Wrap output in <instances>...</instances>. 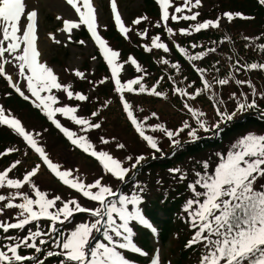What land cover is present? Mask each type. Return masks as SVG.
<instances>
[{"label": "snow or ice", "instance_id": "snow-or-ice-1", "mask_svg": "<svg viewBox=\"0 0 264 264\" xmlns=\"http://www.w3.org/2000/svg\"><path fill=\"white\" fill-rule=\"evenodd\" d=\"M160 9V19L165 24L171 19L178 21H197L200 13L193 12L201 6V0H183V5L175 7V13L169 12L172 7L170 0H155ZM66 3L75 11L79 17V22L65 20L63 31L71 34L73 29L85 26L91 39L99 48L107 66L111 70V77L115 84V91L121 94L123 110L128 120L132 123L136 133L146 142L147 146L154 152H161L158 140L153 135H147L149 129L145 127L148 118L138 121L133 114V106L130 105L123 96L124 92L139 94L147 93L150 96H163L156 87L146 89L142 83L144 75L129 79L126 83H121L118 78L122 65L116 63L120 53L108 47L106 41L98 35L96 22V9L92 0H66ZM264 5V0H259ZM111 11L118 31L125 35L130 31L125 27L121 16L117 10L115 0H111ZM187 11L190 14H185ZM239 15V14H237ZM224 16L231 21L232 13H225ZM37 12L29 10L27 0H0V77H3L17 94L24 100H31L33 105L40 109L47 119L77 148L90 155L98 161L105 174L120 182H125L131 169H136L142 164L145 157L143 155L135 158V163L131 169L124 167L121 160L114 158L109 152L97 151L90 140L83 135H77L56 119L57 115L74 125L80 126L85 132L101 127L99 123H92L88 119L77 115L78 108L73 106H56L60 103L56 95L51 94L53 89L63 91L68 100L84 102L88 97L79 92H73L70 86L62 85L58 82V77L54 70L40 60L41 53L37 47ZM142 19L133 21L139 24ZM22 20L27 23L22 27ZM160 25H157L159 27ZM219 27V18L216 21L207 20L197 22L191 29H181V35H191L193 32L199 33L202 30L216 29ZM167 33L173 35L172 28H167ZM146 34V33H145ZM141 34L142 38L143 35ZM56 43L55 37H51ZM247 39V38H246ZM83 44L84 41H78ZM179 53L186 56L189 62L201 60L207 53L188 55L183 47L177 46ZM192 47H196L193 45ZM160 49L165 53L169 51L168 46L161 41L160 36L151 39V48L145 47V51ZM264 51V45L260 46ZM208 51H215L209 49ZM7 54V56H6ZM95 59V57H93ZM135 70L139 73L142 69L137 61L129 57ZM15 62L18 69V76L26 82V95L21 89L18 81H13L12 77L5 71V65ZM161 63L167 65L168 60ZM178 64H172V68L179 70ZM264 70V64H250L245 70ZM201 74L203 89L208 90L211 85L203 79V69L197 68ZM76 76L83 78V73L76 72ZM103 82V81H102ZM217 83L221 86L227 85V79H219ZM237 84L246 81H236ZM134 86H138L134 88ZM250 86V85H249ZM191 87V85H190ZM174 92L180 96H188L196 99L201 94L197 89L195 95H190L184 89L175 88ZM42 93L44 95H42ZM34 98V99H32ZM222 101H218L220 103ZM255 101L251 103H239L236 111L231 114L220 112L217 109L219 122L209 128L206 122L200 117L205 114L194 110L188 104L184 107L196 120L199 130L205 132L218 131L221 123L232 121L236 112H243L254 108ZM96 112L92 113L95 117ZM155 116V113L152 114ZM0 126H6L18 137L22 138L25 144L38 154L43 165L55 175L65 186L79 193L89 202L97 203L95 208L82 206L77 199L64 200L56 195L49 198V194L40 190L34 183L33 178L37 176L40 165H36L28 171L21 179L9 177L20 161L13 162L7 169L0 171V189L9 190L8 194H0V217L4 215V210H18L16 222H9L0 219V232L6 234L4 239L10 243L0 245V264H44V260L37 259L33 255L21 254L22 249H32L35 253H41L42 249L37 245L48 244L52 239V247L59 251H48L45 259L58 257V264H133L127 258L125 252L144 256L146 253L135 242V231L133 224L150 229L155 233V228L145 218L141 205L143 199L140 193L143 189L137 186V191L131 195L117 194L112 187L104 184L103 177L96 179L93 183H85L75 177L70 170H61L60 165L52 162L45 149L39 146L34 135L24 128L21 121L7 113L0 107ZM188 129L187 135L195 141L198 139L197 129L192 128L188 122L178 130H168L164 125L152 127V132H161L170 141L174 149H179L181 143L176 137ZM102 144H108L109 140L101 137ZM125 145H117L118 149H123ZM16 149H6L0 156L11 154ZM218 163L214 171L209 172L210 165L207 161L202 164L203 172H196L193 183L188 185L192 192V198L188 199L184 206V211L188 214L189 223L194 229V235L188 241L187 247L201 244L204 252L200 257L199 264H264V190H257L255 185L264 178V135L246 134L232 143L226 155L217 153ZM133 157L128 156L126 160L131 161ZM173 174L179 173V169H172ZM180 179H185L183 174ZM30 186L34 199L23 194L20 190ZM202 189L203 191L198 190ZM95 190V191H93ZM118 196L117 199H109ZM20 199L22 202L15 203ZM131 206V210H129ZM77 214H87L93 219L88 222L74 223V227L65 233L61 228L66 222L71 223ZM117 218L119 223L117 222ZM48 221L47 231L40 226V221ZM34 225V230L32 227ZM27 235L21 237L7 235L10 230H25ZM102 235V241L97 240L95 234ZM54 237V239H53ZM151 264H160L159 258L154 257Z\"/></svg>", "mask_w": 264, "mask_h": 264}, {"label": "trees", "instance_id": "trees-1", "mask_svg": "<svg viewBox=\"0 0 264 264\" xmlns=\"http://www.w3.org/2000/svg\"><path fill=\"white\" fill-rule=\"evenodd\" d=\"M142 1L151 5L149 0ZM233 5H235V3H233ZM239 6H241L242 9V16H246V19L242 18L243 21L233 20L221 26L219 29L202 30L199 33L193 32L191 35L187 36L181 35L180 30L173 31L174 34L171 36L176 35V40L172 44L173 47L174 45L183 47L188 55L207 53L199 61L189 62L186 56L179 53L178 49L174 50L173 47L169 46V51L173 53L172 56L168 57V61L171 62L167 65L158 64L159 59L157 57L159 55H154L153 52L160 50L152 49L151 51H145V47L151 48V39L154 36H170L167 33V28L170 27L172 30L180 28V25H182L181 23H184L182 20L160 24V27L151 30L152 36H144L145 41H142L138 47L129 48L127 45H123V50H121L122 48L120 49V55L118 57V62L127 63L129 57L132 56V58H135L139 66H143L140 68L145 72L140 73L135 70V66L127 67V72L130 74L129 79L137 78L143 73L144 80L142 83L145 87L152 88L155 86L156 88H160L161 93H163V96L156 98L145 96V93H123L124 99L133 106L134 116V111L138 109L141 104L149 106L145 114L149 115V118L152 119V123L151 126H145L149 129L147 135H153L158 140L160 148L164 149V151H161L163 152L161 157L157 158L151 155L149 156V159L145 158L142 164L131 172L135 174H132V177L128 178V182H130L128 185H135L133 187L135 188L140 184L143 189V192L140 193L141 196L150 189L156 190L152 193L155 198L154 201H151L152 199L149 197L150 195L145 194V199H143L142 204L144 207L143 212L150 217L151 220H154L159 224V239L163 244L170 237V233H177L179 247L176 249L177 253L174 258L176 264H199L200 257L205 251L201 244L193 245L192 247L186 246L190 237L194 235L195 230L192 229L188 216H186V212L184 211L185 203H182L185 198H191V193L188 191L186 185L190 184L191 176L195 175V169L201 163L199 158L195 156L196 153L202 149L214 150L224 142L225 143L222 147L229 142L234 143L247 129H252L255 132H264V70H245L247 65L253 63L258 65L264 64V51L260 50V46L264 45V8L258 0H241L238 4V7ZM247 11L251 13L247 14ZM213 13L214 11L210 10L209 12L202 14V17L208 16V18H202L201 20L207 21ZM199 20L186 22L194 25L199 22ZM237 23H243L244 33L241 34L234 31V27ZM113 25L114 24H112L111 21L108 25H105L104 30L106 36L114 31ZM183 27L185 29V25ZM78 39L82 41L87 40L88 34L85 31H81L80 35L77 36L76 41ZM203 42H205V44H203ZM193 45H196V47H192ZM205 45L207 46V49L203 47ZM209 49H215V51H208ZM143 55L147 56L144 57ZM150 55L152 56V63L148 66L142 59L147 60ZM174 63L180 66L179 70L172 68V64ZM197 68L204 70L203 79L207 80L211 85L208 90L203 89L201 74L196 71ZM96 72L97 73L93 74L92 82H99L98 85H90L92 84L91 82H82L80 80L73 81L75 89L79 86L84 88L92 87L96 92L93 96L95 102L90 101L87 106L84 105V108L88 109L89 114H92L93 112H96L97 107H101L103 111L101 116L103 115L102 117L104 121L105 116L114 117V119L119 117L122 119V122L121 124L118 123V126L136 136V140L138 139L145 148V156L154 153L147 146L146 142L143 141L133 130V125L130 124L127 115L123 110L121 94L115 91V84L111 78H108L105 65L98 63ZM219 79H227L229 83L221 86L217 83ZM103 80H105V82L101 83ZM238 80L246 81V83L237 84L236 81ZM134 88L138 89V86H134ZM175 88L184 89V91L190 95H195V91L199 89L201 94L193 100L188 96H180L176 94L174 92ZM214 90H218V93H215ZM6 91L9 94L7 102L12 99L20 102V106L22 105L25 108L30 107L31 112L44 122V118L36 109H33L30 104L20 100L17 96L16 98L13 91L12 93L14 95L11 94L7 87ZM166 94L169 96L166 99H163L166 97ZM150 99L158 103L157 108H154V106L151 105ZM253 100L256 104L254 108L247 109L243 112H236L232 121L220 124L218 131H208L207 135H203L201 132L200 136H198V139L195 141L182 142L181 147L178 150L164 145L163 141L160 140L161 132L155 134V132L150 130L152 127L164 125L165 123L174 124L176 121L175 124L177 126L180 124L182 126L184 122H188L192 128L199 130L196 120L193 119L191 113H189L184 107L185 104H188L196 111L203 112L205 115L200 117V119L204 120L206 125L212 126L213 122L216 124L220 119L217 116V109H219L220 112L231 114L236 111L239 103H251ZM218 101L222 102L218 103ZM163 102H166L167 105L163 106ZM170 107L173 108L176 118L171 113L169 115L166 112V109ZM153 113H155V116L152 115ZM211 118L214 119L210 120ZM137 120L141 121L139 118H137ZM113 121L110 123L108 121L104 122L103 126L100 120L94 121V123H99L101 125V127L98 128L99 131L104 130V128L108 131V127L113 128V123H115ZM5 131L4 128H0V135L8 139L1 140L0 138V153L2 152L1 144L3 145L4 142L14 144L16 147L12 148L16 149V151L8 154L3 163L5 161L13 160L14 158L24 157L26 161H32L31 163L32 166L34 164V167L35 163L39 162L40 169L43 171L46 170L49 173L47 167L43 165L39 156H37L32 149L28 146H23L15 136L9 135ZM187 132L188 129H185L183 133L186 135L187 139H191L187 135ZM11 137L14 139L13 142ZM57 137L61 136L58 135ZM65 144L67 143L65 142ZM166 149L168 150L166 151ZM229 149L230 147L226 151H223L222 154L226 155ZM173 152L174 154H172ZM85 157L87 159H92L86 155ZM5 164H8V162H5ZM24 164L25 162H23V166ZM19 169L21 168L16 167L14 170L15 173ZM172 169L180 170L179 173L174 174L179 175L177 185H175L173 181ZM161 173L164 175H159ZM181 174L185 176V179H180ZM152 175H155L151 179L153 185L150 184L149 181ZM52 177L54 178L55 183L59 186L61 183L58 178L53 174ZM145 181H148V184H145ZM255 187L258 190L257 184ZM262 190H264V188H262ZM129 208H131V206H129ZM158 211L161 212V216L157 215ZM76 217H87L92 219V217L87 214H77L75 218ZM134 227H136V225H134ZM138 231L140 235H146L148 233L146 229H139Z\"/></svg>", "mask_w": 264, "mask_h": 264}, {"label": "rangeland", "instance_id": "rangeland-1", "mask_svg": "<svg viewBox=\"0 0 264 264\" xmlns=\"http://www.w3.org/2000/svg\"><path fill=\"white\" fill-rule=\"evenodd\" d=\"M28 2V9L29 10H35L37 12V17H36V27H37V47L38 51L41 53L40 60L44 62L47 66L51 67L54 70V73L58 77V82L61 83L62 85L65 86H70L73 84V86L69 89L71 91L79 92L83 95H86L88 97L87 101L80 102V101H75V100H68L66 97V94L63 91H57L53 89V92L51 94L56 95L58 97V100L60 103L56 106H73L78 108L77 115L88 119L92 123L94 121L100 120L102 122V126L104 122H115L113 123L114 126L108 127V131L104 128V130L99 131L98 129H91L90 131H83L80 126L74 125L71 122L65 120L63 117L57 115L56 119L62 124V126L68 127L70 130L74 131L77 133V135H83L86 136L91 143L94 144L95 150L97 151H106L109 152L111 155H113L114 158H117L121 160L123 163L124 167H128L131 169V165L135 163V158L137 156L143 155L146 159H149V156L153 157H161L163 152H153L152 154H149L148 156H145V148L143 144L136 140V136L125 130L124 128L118 126V123L121 124L122 119L119 117H108L105 116V121L103 120V113L101 107L96 108L97 116L93 117L92 114L88 113V109L84 108V105L87 106V104L90 101L95 102V98L93 96L96 94L95 90L92 87H87L84 88L82 86L77 87V89L74 88V83L73 81L80 80V81H85L86 82H91L92 84L90 85H98L99 82H92V77L93 74L97 73L96 72V67L98 63H102L105 65L106 68V73H108V78L111 77V70L107 66L105 60L103 59L102 54L99 51V48L96 46L95 42L90 38L88 41H84L83 44L75 42L73 39V35L77 34L80 28H83V30L87 31L86 27L81 25L79 29H73L71 34L69 35L68 33H65L63 29V23L65 20L69 21H74V22H79V17L75 13V11L66 3V0H29ZM151 5H148L146 2H143L142 0H115L117 4V10L121 16V20L124 24L125 27L129 28L130 31L125 35H122L115 24L113 14L111 11V0H92L93 6L96 9V22H97V32L98 35L101 36L102 39H104L112 50L117 51L120 53V49L122 48L123 45H127L129 48L131 47H138L140 46V43L142 41H145L144 36L145 35H150L151 30L157 28V25L160 24H165L163 21L160 19V9L158 4L155 2V0H149ZM241 2V0H201V6L197 9H193V12L198 11L200 15L198 16L199 22H204L201 20L202 18H208L207 17H202V14L209 12L210 10H213L214 13L211 14L210 18L208 20L216 21L219 18V27L216 29H219L221 26L225 25L226 23L230 22L225 16V13H232L233 14V20H242V18L246 19V16H242V9L241 6L238 7V4ZM259 2V0H258ZM170 3L172 7L169 8V12L175 13V7H179L183 5V0H170ZM235 3V5H233ZM66 6V12H63V6ZM264 8V5H262ZM68 8V9H67ZM230 9V10H228ZM234 10H239V11H234ZM241 10V11H240ZM71 12L72 14L68 13ZM247 14H250L249 11L246 12ZM69 14V15H68ZM176 15H180V13H175ZM185 14H190L187 11H185ZM239 14V15H237ZM146 17V19H142L139 24H134L133 21H135L138 18ZM72 19V20H71ZM112 22L113 25V30L108 36L105 34V25H108ZM243 21V20H242ZM168 22H173L171 19H169ZM167 22V23H168ZM27 23L26 20H22V27L25 26ZM180 28H177L173 30L174 32L177 30L184 29H191L193 24H188L186 21L184 23H181ZM160 27V26H159ZM216 29H211V30H216ZM234 31H237L239 33H244L243 32V23H237L234 27ZM88 32V31H87ZM246 32V31H245ZM146 33V34H145ZM143 35V38L141 36ZM185 36V35H183ZM51 37H55V40H58L59 43H56ZM176 35L174 36H165L161 37V41L165 43L168 48L169 46L173 47V42L176 40ZM205 44V42H203ZM143 46V45H142ZM205 49H207L206 45L203 46ZM173 49H178L177 45H174ZM123 50V48L121 49ZM153 50H160V49H153ZM150 53V52H148ZM154 55L158 54L159 56L157 57L159 59L158 64H163L161 63L162 60H168L169 56H172L173 53L168 51L165 53L163 50L160 51H154ZM7 56V54H6ZM144 56V55H143ZM147 56V55H145ZM144 56V57H145ZM95 57V59H93ZM132 57V56H130ZM135 59V58H134ZM142 59V57H141ZM144 62H146V65H151L152 63V56L147 58V60L142 59ZM169 63L171 61H168ZM116 63L122 65L121 71L119 74V79L121 80V83H126L127 80L130 77V74L127 72V67L134 65L131 64L130 60L127 63H120L118 62V58L116 60ZM89 66H88V65ZM140 67H143L140 65ZM5 71L8 75H10L13 79V81H18L19 86L23 91H25L26 95H30L26 91V82L23 81L19 76H18V69L15 67V62L9 63L5 65ZM76 72L83 73V78H80L75 75ZM145 72V71H142ZM140 73V72H139ZM143 74V73H142ZM98 76V75H95ZM2 77H0L1 79ZM168 80V79H167ZM105 81V80H103ZM101 83H104L101 81ZM6 85L2 80H0V107H3L7 113H11L12 116L17 118L18 120L21 121L22 125L26 129V131L32 133L34 137L37 139L39 146L43 147L48 154L49 158L52 160V162L60 165L61 170H70L72 171L73 175L75 177H78L79 179L83 180L85 183H93L96 179L103 177V183L112 187V189L119 195V194H125V195H131L132 192L137 191V185L135 188H133L135 185H128L130 182H128V178L132 177L131 173L134 169H131V171L128 173V176L126 178L125 182H120L116 180L115 178L110 177L109 175L105 174L102 170V167L99 165L98 161L95 160L93 157L90 155H87L85 153L80 154L79 148L74 146L73 144H70V141L47 119V117L40 113V109H36L37 112L44 118V122L36 115H34L33 112H31L30 107L25 108L22 105L20 106V102L14 101V100H9L4 101L3 98L8 99V96L5 94L6 91ZM146 89H151L147 87ZM157 91L161 92L160 88H156ZM218 91V90H217ZM217 91L214 90L215 93H218ZM211 93V92H209ZM145 96H150L147 93H145ZM42 95H44L42 93ZM169 95L166 94V97L163 99H166ZM150 97H157V96H150ZM15 99V98H13ZM34 99V98H32ZM30 103L33 105L31 100H29ZM151 105L154 106V108L158 107V103H156L154 100L150 99ZM141 104L138 109L134 111L135 116L139 118L141 121H144L145 118L147 119V122L145 126L150 125L152 123V119L149 118V115L145 114L149 108L148 105H143ZM167 105L166 102H163V106ZM34 106V105H33ZM142 106V108H141ZM32 109V108H31ZM214 109V108H213ZM99 112V115H98ZM106 112V111H105ZM104 112V113H105ZM166 112L170 115V113L175 117V112L173 108H167ZM262 112V111H261ZM264 114V113H263ZM176 118V117H175ZM214 118H211L210 120H213ZM104 121V122H103ZM177 122V121H176ZM175 122V123H176ZM170 124V123H165L164 126L168 130H178L181 126L176 125V124ZM182 123V122H181ZM130 124H132L130 122ZM214 122L212 123V125ZM110 125V124H108ZM209 128L211 126L207 125ZM5 127V132H7L9 135L15 136L17 140L23 145L27 146L25 142L22 140V138L18 137L12 130L9 128ZM133 130L135 131V128L133 126ZM136 132V131H135ZM148 131H146L147 134ZM207 135L208 132L198 130L197 135L200 136V133ZM157 132H155L156 134ZM261 134L264 135V132L262 131H253L252 129H247L244 131V133L240 136L243 137L246 134ZM60 135L61 137H57ZM103 137L107 140H109L108 144H102L100 142V138ZM1 140L6 139L4 136L0 135ZM12 142L14 139L11 137ZM182 142H189L192 141V139H187L186 135L184 133H181L179 137H176ZM160 140L163 141L164 145H167L169 148H171V143L167 139V137L161 133L160 134ZM65 142L67 144H65ZM11 143V142H10ZM225 143V142H224ZM223 143V144H224ZM123 144L125 147L123 149H118L117 145ZM221 144L219 147H216L214 150L210 149H205L201 150L196 153L195 156L199 158L201 161L200 165L195 169V172H203L202 164L204 161H207L210 165L209 172L214 171L215 166L217 165L218 161V156L217 153H221L223 151H226L229 147H231L232 143L229 142L225 144L223 147ZM70 146V147H69ZM2 152L4 153L6 149H10L12 147H16L14 144H9L5 143L2 145ZM222 147V148H221ZM168 149H166L167 151ZM161 151H164V149L161 148ZM80 154V155H79ZM86 156L91 157L92 159H87ZM7 155L0 156V171L7 169V166L11 162L15 161H20V163L17 165L18 168H21L16 171L13 169L11 173H9V177L13 179L19 174H26L28 171H31L32 168H34V164L32 166V161H26L24 157L20 158H14L13 160L10 161H5L8 162V164L3 163V161L6 159ZM131 156L133 159L131 161L126 160V157ZM23 162H25L23 166ZM3 163V164H2ZM39 165L38 163H35V166ZM32 166V167H31ZM159 175H164L163 173ZM55 176V175H54ZM155 175H152L150 177V184L153 185V181L151 179ZM56 177V176H55ZM179 175H174L173 174V181L175 185H177ZM196 179L195 175L191 176L190 182L193 183L194 180ZM52 181V182H51ZM33 183L42 191H45L49 194V198L59 195L61 196L62 199L64 200H69V199H77L78 202L82 206H86L89 208H95L98 206L97 203L94 202H89L85 198H83L79 193L76 191L70 189L69 187L61 184L59 186L57 183H55L54 178L52 177V173L49 171V173L46 170H39L38 174L36 177L33 178ZM148 184V181H145V184ZM264 186V178H262L258 183L257 187L258 190H262ZM188 191L191 193V198H192V192L189 190L188 185H186ZM200 191H203L202 189H199ZM23 194H26L29 196L30 199H34V194L30 188V186H25L20 190ZM95 191V190H93ZM156 190L150 189L146 193L143 194L142 199H145V194L150 195L151 201H154L155 198L152 195ZM9 190L7 189H0V194H5L7 195ZM118 196L111 197L109 199H117ZM154 198V199H153ZM190 198H185L182 203H186V201ZM15 203H20L22 200L17 199L14 201ZM185 205V204H184ZM2 207V205H0ZM131 210V208H129ZM142 212L144 211L143 205L141 206ZM18 215V210H4V215L0 217V219L7 220L9 222H16L15 218ZM157 215H161V212L158 211ZM186 216L188 214L186 213ZM93 219V218H92ZM92 219H89L87 217H76L74 218V221L71 223L66 222V224L61 228L62 231L67 233L74 227V223H79V222H88ZM148 220V218H146ZM149 221V220H148ZM117 222L119 223V220L117 218ZM40 226L43 230L47 231V225L48 221H40ZM153 228L157 227V223L155 221H152ZM28 227H32L34 230V225H30ZM134 227V224H133ZM137 228V229H136ZM139 229H146L142 226H136L134 227L135 231V242L136 244L146 253L149 254L146 256V261L143 263L144 264H151V261L154 257H158L160 264H176L174 261V258L177 253V247L178 246V238H177V233H170V237L164 244H161L159 239H157V236L153 233L151 234L148 239H146L145 235L142 234V236L139 237ZM28 228L25 230H10V233L7 235H16V236H25L27 235ZM6 234L0 232V245L4 243H10L9 241H6L4 239V236ZM139 237V238H138ZM46 240H48V244L46 245H39L38 240H37V245L41 247L42 251L41 253H35L32 249H22L21 254L25 255H33L37 257V259H42L44 260V264H58V257H50L45 259V255L48 251H59V249H54L52 247V239H49V237L45 236L42 237ZM192 236L190 237V239ZM54 239V238H53ZM98 240L102 241V235L98 238ZM149 241V242H148ZM148 244L152 245V252L149 253L150 246ZM128 259H130L133 264H141L140 260L138 259V255L136 254H131V253H124ZM26 264H34V262H26Z\"/></svg>", "mask_w": 264, "mask_h": 264}, {"label": "bare ground", "instance_id": "bare-ground-1", "mask_svg": "<svg viewBox=\"0 0 264 264\" xmlns=\"http://www.w3.org/2000/svg\"><path fill=\"white\" fill-rule=\"evenodd\" d=\"M28 2H30V1L27 0V4H28ZM67 9H68V8H67ZM63 10H64L63 12H66V11H65V10H66V6H65V5L63 6ZM68 13L72 14L71 12H68ZM68 15H69V14H68ZM71 20H72V19H71ZM72 21H73V20H72Z\"/></svg>", "mask_w": 264, "mask_h": 264}]
</instances>
